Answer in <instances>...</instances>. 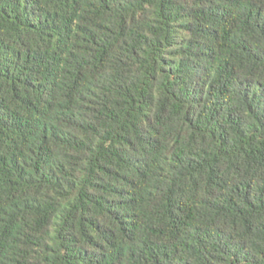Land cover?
I'll list each match as a JSON object with an SVG mask.
<instances>
[{
	"label": "trees",
	"instance_id": "1",
	"mask_svg": "<svg viewBox=\"0 0 264 264\" xmlns=\"http://www.w3.org/2000/svg\"><path fill=\"white\" fill-rule=\"evenodd\" d=\"M0 264H264V0H0Z\"/></svg>",
	"mask_w": 264,
	"mask_h": 264
}]
</instances>
